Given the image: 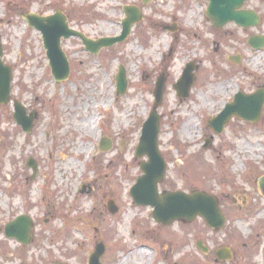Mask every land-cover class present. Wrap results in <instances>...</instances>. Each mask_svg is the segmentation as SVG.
I'll return each mask as SVG.
<instances>
[{"label": "rangeland", "instance_id": "374dc122", "mask_svg": "<svg viewBox=\"0 0 264 264\" xmlns=\"http://www.w3.org/2000/svg\"><path fill=\"white\" fill-rule=\"evenodd\" d=\"M207 6V0H0L2 61L13 72L12 100L38 113L26 134L14 121L12 103L0 105V264H88L98 244L106 247L102 264H187L182 254L192 242L223 239L237 216L242 241L264 222L258 184L264 176V110L254 124L232 117L221 135L209 128L238 93L264 90V47L248 44L252 36L264 37V0L244 4L262 17L250 29L234 23L215 29ZM125 7L142 14L127 39L98 55L78 37L63 39L71 73L55 81L41 32L24 15L61 12L70 28L96 41L122 34ZM188 63L198 69L183 99L174 84ZM122 67L127 92L118 95ZM163 77L156 110L168 167L159 188L205 191L222 200L228 222L218 234L200 218L163 227L150 207L130 196L141 163L148 161L135 151ZM104 138L111 142L107 152L99 146ZM30 160L37 173L27 166ZM112 201L118 207L113 215ZM23 215L33 228L25 246L5 236L7 224Z\"/></svg>", "mask_w": 264, "mask_h": 264}, {"label": "water", "instance_id": "95a60500", "mask_svg": "<svg viewBox=\"0 0 264 264\" xmlns=\"http://www.w3.org/2000/svg\"><path fill=\"white\" fill-rule=\"evenodd\" d=\"M148 4L150 0H143ZM207 18L212 22L213 27L221 29L228 23H235L242 28L256 27L261 23V17L254 10H244L243 5L249 0H208ZM126 19L123 21L122 35L116 38L100 39L92 41L85 35L70 28L67 17L61 12L56 15L42 17L40 15L25 14L24 18L28 25L38 29L43 37L44 48L47 51V58L50 60V67L54 79L57 82L67 80L70 76L71 69L69 60L61 47L62 39H70L72 36L79 37L82 40L86 50L92 55L98 54L102 49L116 46L117 43L124 42L130 35L132 27L138 24L142 19V14L138 8L126 7ZM175 30V27L170 28ZM249 44L256 50L264 47V37L252 36ZM4 50L0 43V105H7L12 99V69L4 64L2 57ZM231 60L237 61L236 58ZM198 66L194 63H188L185 67L182 78L174 84L178 97L185 99L190 95L195 82V72ZM165 89L164 77L158 80L154 97L156 99L153 112L145 121L142 130V137L139 146L136 149L135 156L137 158L148 157V161L141 164L143 176L139 177L134 187L131 189V196L136 204L142 206H151L154 210L153 218L155 222L164 226H169L177 221L192 222L200 217L204 218L212 229H221L226 219L219 206V200L214 195L211 196L205 191H192L190 194L179 191H164L160 193L158 189L159 183L164 180L166 173V163L159 150L158 138L160 130V115L156 110L161 105L163 92ZM118 94L127 92V78L124 68L120 69L117 76ZM14 114L13 117L18 126H21L27 134H31L33 125L36 120L37 112L32 111L28 115L25 105L19 101H13ZM264 110V90L257 91L251 95L243 92L238 93L235 101L215 118L209 121V127L217 134L221 135L225 126L232 119L238 117L252 124L261 119ZM210 144V143H209ZM111 142L104 141L101 143L103 151L107 152L111 148ZM28 167L36 172L37 164L30 160ZM258 183L262 194L264 195V177L260 178ZM118 211L115 202H110L109 212L113 215ZM6 236L15 238L23 245L30 244L31 232L33 230L31 218L20 216L12 223L6 226ZM106 251L104 244H98L90 256L89 264H102V257ZM63 264V263H59Z\"/></svg>", "mask_w": 264, "mask_h": 264}, {"label": "flooded vegetation", "instance_id": "af4514ba", "mask_svg": "<svg viewBox=\"0 0 264 264\" xmlns=\"http://www.w3.org/2000/svg\"><path fill=\"white\" fill-rule=\"evenodd\" d=\"M219 202L226 219L224 226L218 230L212 229L203 219L206 230L212 231L213 235L225 231L227 228L228 219L221 205L222 200L219 199ZM232 208L235 212L234 201ZM252 217L253 215L248 216L250 221ZM236 219L238 221L240 217L237 216ZM236 219L235 229L228 232L223 239L207 238L205 240L203 237L202 240L196 239L192 242V248L186 254H182L188 259L187 264H264V222H259L258 226L255 225L254 229L244 236L245 241H242L241 233L236 230ZM172 264H184V262L175 261Z\"/></svg>", "mask_w": 264, "mask_h": 264}, {"label": "bare ground", "instance_id": "6f19581e", "mask_svg": "<svg viewBox=\"0 0 264 264\" xmlns=\"http://www.w3.org/2000/svg\"><path fill=\"white\" fill-rule=\"evenodd\" d=\"M186 131H188L189 133H192V131H191V128L190 129H187ZM87 132H89L90 133V131L87 129ZM192 135V134H191Z\"/></svg>", "mask_w": 264, "mask_h": 264}]
</instances>
